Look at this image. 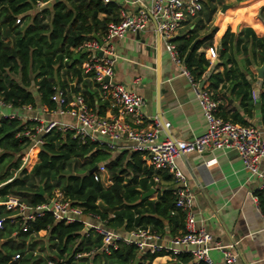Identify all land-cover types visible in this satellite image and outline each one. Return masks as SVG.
I'll return each mask as SVG.
<instances>
[{"label": "trees", "instance_id": "16d2710c", "mask_svg": "<svg viewBox=\"0 0 264 264\" xmlns=\"http://www.w3.org/2000/svg\"><path fill=\"white\" fill-rule=\"evenodd\" d=\"M49 1L0 0V101L13 110L34 107L36 101L31 90L35 89L41 106L52 111L56 104L51 98L59 89L65 95L63 109L68 108L67 104L74 96L81 94L88 107L95 111L93 97L88 92L90 76L81 69L84 58L75 60L73 50L94 37L100 38L110 21L117 23V19L99 20L98 16H114L118 8L101 0H66L54 1L49 7L30 15L38 4ZM224 1L230 0H200L202 10L197 16L201 19L196 21L195 28L171 42L184 61L191 44L199 39L184 61L185 67L197 82L207 80L210 83L208 88L219 105L218 115L222 119L249 125L241 122L237 114L227 117V99L219 87L236 82L239 90L235 93L233 88L232 93L240 98L241 106L250 114L251 89L243 78L242 81L239 79L241 74L231 62V53L241 49L255 59L257 66L264 65V37H257L251 29L238 34L227 30L220 40L218 58L227 59L228 64L233 65L222 73L209 71L205 53L199 51L209 45L215 30L202 37L198 36V30L206 29L204 23H210L217 7ZM241 1L245 0H236ZM257 2L263 0L241 5L249 13V22L256 11L250 7ZM229 11L226 15L231 14ZM259 17L264 23V7ZM73 83H81L83 89L80 91L75 87L72 94ZM259 105L264 126V73ZM34 126V122L22 123L0 114V203L15 198L20 204L35 207L61 193L72 206L81 208L84 216L98 218L104 227L121 235L149 230L161 237H172L180 233H176L178 224L183 231L184 215L175 208L173 190H157L155 200L143 197L151 189L158 188L161 182H171V177L155 171L138 152L116 153L98 140L81 142L73 137L72 131L53 130L42 137L37 156L39 162L31 171H26L22 167V157L33 144L22 133ZM36 150L31 152V163ZM94 167L105 169L110 182L108 186L100 178L95 179L97 170L87 174ZM154 176L159 178V184L153 182ZM255 196L264 216V189ZM10 215L11 212L0 204V219L5 218L0 230V264H153L155 259L165 255L172 256L179 264H203L193 262L189 254L140 251L134 244L122 241L116 243V248H107L102 244V237L82 223L56 222L50 214L27 223L26 229L21 231L20 222L6 218ZM40 232H45L42 239ZM15 255L19 256L18 260H13Z\"/></svg>", "mask_w": 264, "mask_h": 264}, {"label": "crops", "instance_id": "0c3cea01", "mask_svg": "<svg viewBox=\"0 0 264 264\" xmlns=\"http://www.w3.org/2000/svg\"><path fill=\"white\" fill-rule=\"evenodd\" d=\"M58 1L65 2L66 0ZM231 1H224V3L219 5L210 23H204L206 29L198 30L199 37L207 35L212 29L215 30L209 45L202 47L199 50L200 52L206 54L208 48H215L218 52L220 40L227 30L233 34H238L244 29H251L257 37H264V23L259 17V12L264 7V0L256 8V11L252 13L251 22L248 21L250 19L248 11L242 9L241 5L252 0L229 3ZM52 2L54 1L37 5L30 15L42 8L49 7ZM101 2L114 4L118 10L114 15L115 17L100 14L98 19L109 18L110 20L117 19L118 21L123 15H132L141 7H147L150 4V0H101ZM223 5L230 6L231 10L228 11L231 14H224L227 9L221 13ZM238 9L240 10L235 12ZM198 19H201V17L197 16L186 21L176 37L195 28V23ZM110 22L113 23L112 21ZM95 38L97 37L93 39ZM113 48L118 56L114 66L113 82L124 85L126 89L136 92L145 100L142 114L146 118V122L140 125L139 128H149L154 125L155 121L159 124L163 122L164 125H160L159 139H168L174 143L189 142L194 137L204 133L206 123L200 106L187 79L181 75V69L166 52L164 41L157 33L153 23L142 33L125 34L121 39L113 43ZM73 52L75 60H82L83 58L85 60L87 53L80 55L81 52H76V50H73ZM97 56L100 57L101 52H98ZM231 62L237 66L241 74L239 79L243 78L242 80L249 84L253 104L250 114H248L245 108L241 106L240 98L235 94L239 90L236 82H227L220 85L219 88L227 99V117L232 118L233 114H237L241 122L264 129L259 105L263 77L260 78L257 73V69L263 65L257 66L255 59L249 54L245 55L241 49L239 52L235 50L231 53ZM231 65L233 64H228L227 59L219 60L218 58L209 71L213 70L222 73L225 69L230 68ZM87 80L91 83L88 92L93 97L96 107L95 111L106 118L117 116L118 108L100 97L99 89L91 78ZM202 83L205 87L210 84L207 80ZM72 85L73 90L75 87L80 91L83 89L81 83L78 85L73 83ZM232 89L235 93H232ZM31 91L36 101L32 111L27 110L25 107L18 110L5 107L2 108L1 112L15 117L22 123L31 121L34 117L43 120L52 118L53 116L43 113L42 109L44 107L39 103L35 89ZM71 93L73 94L72 91ZM87 99L90 101L91 98L88 97ZM54 119L61 124H70L71 126L74 124V121L67 116L55 117ZM165 124H168V127H165ZM103 142L106 143L105 140ZM34 148L39 149V147L35 146L29 151ZM129 148L130 143L123 140L116 144L114 152L130 151ZM37 156L32 168L39 162ZM212 160L215 161L207 165ZM176 165L185 176L188 186L194 195L196 219L201 223L204 230L210 234L211 243H218L227 247L236 257L232 264H264L263 222L259 206L257 205L258 200L255 196L256 192L264 189L261 178L251 176L234 150L202 154L191 153L179 156L176 160ZM259 170L264 174V158L260 163ZM102 180L104 185L108 186L110 184L107 173L102 175ZM163 188L174 191L175 186L172 181L161 182L158 188L151 189L143 197L155 200L158 195L157 190L161 191ZM81 220L87 223H94L90 216L82 215ZM178 225L179 228L176 229V233L182 232L180 231L181 225ZM166 231H168V228H166ZM129 234L124 236L131 239ZM169 238L170 236L166 235L163 240L167 241ZM208 254L213 264H226L221 251L210 250ZM193 262L195 261L193 260ZM153 264L179 263L172 256L165 255L155 259Z\"/></svg>", "mask_w": 264, "mask_h": 264}, {"label": "built area", "instance_id": "2783aa9c", "mask_svg": "<svg viewBox=\"0 0 264 264\" xmlns=\"http://www.w3.org/2000/svg\"><path fill=\"white\" fill-rule=\"evenodd\" d=\"M201 10L202 4L199 0H150L149 6L141 7L132 15H123L117 23H109L100 38L86 41L75 50L76 52L86 51L87 55L81 69L95 82L100 97L118 108V115L109 118L100 116L88 107L81 94L74 96L68 102V108L63 109L65 95L57 89L51 98L56 104V109L52 111L47 108L42 109L43 113L53 117L44 120L32 118L31 122H34L35 126L22 133L33 144V147L41 146L42 137L53 130L72 131L73 137L81 142L86 140L103 142L105 140L111 150H114L116 144L123 140L129 142L131 152L142 154L155 171L166 173L171 177L175 186L173 191L175 208L184 215L183 231L164 241L163 237L149 230H136L129 234L131 236L129 239L107 229L96 217L90 216L94 223L81 220L82 209L72 206L61 193L35 207L25 206L20 204L17 199L9 198L0 203L7 212H11V215L6 217L7 219L11 222H20V230L24 231L27 223L33 222L45 214H50L56 222L82 223L86 229L99 234L102 237L103 246L107 248H116V243L122 241L126 244H134L140 251L149 250L152 253L165 251L173 255L189 254L196 263L203 264H213L208 253L210 250H219L222 252L226 264L234 263L235 255L227 247L218 243L212 244L210 234L197 221L194 195L185 176L177 167L176 160L179 156L191 153L202 154L234 150L243 162L245 169L251 176L261 178L264 187V174L259 170L260 163L264 158V129L252 125H238L222 119L218 115L219 105L213 92L194 80L185 67L184 61L179 58L176 47L171 41L176 38L185 22L189 18L196 17ZM16 23L18 24L19 21ZM151 23L154 24L157 33L164 41V48L171 60L179 66L181 75L187 79L206 123L204 133L189 142L174 143L168 139L160 140V124L157 121L149 128H139L146 122V118L142 114L145 107L144 98L136 92L126 89L124 85L113 82L114 66L118 59L113 43L127 33L144 32ZM98 52H101L100 57L97 56ZM205 57L211 68L218 59V52L215 48H208ZM5 107L10 108L9 105L0 101V110ZM25 108L32 111V106H25ZM0 114L4 118H15L3 112ZM63 116L71 118L74 121L73 126L61 124L54 119ZM165 127H168V124H165ZM214 161L208 162L207 165ZM97 172L95 179L102 180V175L106 173L105 169L98 167ZM152 180L157 184L160 183L157 176H154ZM261 216L264 230L262 213ZM4 220L5 218L0 219V230ZM18 259V255L13 258V260Z\"/></svg>", "mask_w": 264, "mask_h": 264}, {"label": "rangeland", "instance_id": "374dc122", "mask_svg": "<svg viewBox=\"0 0 264 264\" xmlns=\"http://www.w3.org/2000/svg\"><path fill=\"white\" fill-rule=\"evenodd\" d=\"M252 1H254V0H252ZM252 1H250V2H252ZM236 3V0H232L231 2H229V3ZM260 4H262V3H260V2H257V3H254L251 7H250V9H256ZM37 149V148H36ZM31 152H32V150H30V151H27L26 153H24V155H23V157H22V167L26 170V171H30V169L32 168V166H33V164L36 162V156H37V154H38V152H39V149H37L36 150V152H35V155H34V160H33V162L31 163V161H32V156H31ZM45 236V233L44 232H42V233H40L39 234V238L40 239H42L43 237ZM43 242H45V241H43Z\"/></svg>", "mask_w": 264, "mask_h": 264}, {"label": "water", "instance_id": "95a60500", "mask_svg": "<svg viewBox=\"0 0 264 264\" xmlns=\"http://www.w3.org/2000/svg\"><path fill=\"white\" fill-rule=\"evenodd\" d=\"M229 7H230L229 5H223L222 8H221V13L225 12V10L228 9ZM195 43H196V42H194V43L190 46V48H189V50H188V52H187V54H186V56H185L184 61H186L187 58L189 57V55H190V53H191V51H192V49H193ZM85 53H86V51L83 50V51L80 53V55H84ZM263 72H264V65H263L262 67H260V68L257 69V73H258V76H259L260 78L263 77ZM106 81H107V79H106ZM202 84H203V83H202ZM71 91L73 92V85H71ZM160 125L163 126V125H164L163 122H160ZM95 170H97V167H94L93 169L89 170V171L87 172V174H91V173H93ZM40 190H41V189H40ZM39 194H42V192L40 191Z\"/></svg>", "mask_w": 264, "mask_h": 264}, {"label": "bare ground", "instance_id": "6f19581e", "mask_svg": "<svg viewBox=\"0 0 264 264\" xmlns=\"http://www.w3.org/2000/svg\"><path fill=\"white\" fill-rule=\"evenodd\" d=\"M231 8H228L227 10H226V12L228 11V10H230ZM226 12L224 13V14H226Z\"/></svg>", "mask_w": 264, "mask_h": 264}]
</instances>
